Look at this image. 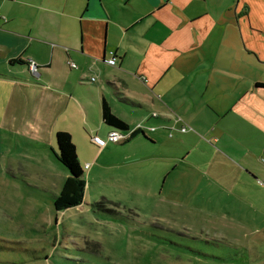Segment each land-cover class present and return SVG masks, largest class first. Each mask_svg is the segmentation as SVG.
<instances>
[{
	"label": "crops",
	"instance_id": "crops-1",
	"mask_svg": "<svg viewBox=\"0 0 264 264\" xmlns=\"http://www.w3.org/2000/svg\"><path fill=\"white\" fill-rule=\"evenodd\" d=\"M261 84L264 0H0V126L41 148L32 167L63 184L59 131L80 163L79 146L89 151L90 172L148 176L190 208L213 202L211 216L229 218L214 222L224 235L236 216L264 219ZM104 100L141 130L100 148L93 136L115 129Z\"/></svg>",
	"mask_w": 264,
	"mask_h": 264
},
{
	"label": "rangeland",
	"instance_id": "rangeland-1",
	"mask_svg": "<svg viewBox=\"0 0 264 264\" xmlns=\"http://www.w3.org/2000/svg\"><path fill=\"white\" fill-rule=\"evenodd\" d=\"M26 143L0 126V264H264V219L236 216L224 235L214 222L229 218L211 216L213 202L190 208L181 194L172 202L155 192L148 176L100 165L90 172L82 146L84 201L56 211L64 178L32 167L30 151L42 149ZM102 198L111 211L93 208Z\"/></svg>",
	"mask_w": 264,
	"mask_h": 264
},
{
	"label": "trees",
	"instance_id": "trees-1",
	"mask_svg": "<svg viewBox=\"0 0 264 264\" xmlns=\"http://www.w3.org/2000/svg\"><path fill=\"white\" fill-rule=\"evenodd\" d=\"M20 61L21 63H25V61L21 59L19 62ZM28 64L30 69L31 62H28ZM103 119L108 125L115 127V129L129 131L128 124L112 112L111 107L105 100L103 102ZM139 130H141L140 127L136 128L135 131H132L129 138H132ZM129 138L121 141L120 143L127 142ZM56 141L58 146V159L70 173L64 181L61 191L54 197V206L56 211L62 212L68 208L75 207L83 203L87 183L85 171L79 161L77 147L72 140L71 134L67 131H59L56 134ZM108 203H111V201L106 198H102L93 204V208L95 210H99V208L102 207L105 208V206L107 208ZM106 210L111 211L108 208ZM112 211L115 212L113 209Z\"/></svg>",
	"mask_w": 264,
	"mask_h": 264
},
{
	"label": "built area",
	"instance_id": "built-area-1",
	"mask_svg": "<svg viewBox=\"0 0 264 264\" xmlns=\"http://www.w3.org/2000/svg\"><path fill=\"white\" fill-rule=\"evenodd\" d=\"M105 61L111 65V66H115L117 63V54L115 51H111L110 52V56L105 59ZM73 67H76V64L73 63L72 64ZM30 70L35 73L37 72V65H35V63L31 62L30 64ZM183 130H186V128H182ZM132 134V131H121L118 129H113L112 131L109 132L107 138H102L99 135H95L93 136V142L100 148L105 147L109 142H113V143H117V142H121L127 138L130 137V135ZM86 167H89V164L86 165Z\"/></svg>",
	"mask_w": 264,
	"mask_h": 264
}]
</instances>
